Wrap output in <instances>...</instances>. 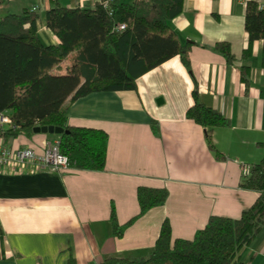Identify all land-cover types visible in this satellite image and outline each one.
I'll return each mask as SVG.
<instances>
[{"label": "crops", "instance_id": "0c3cea01", "mask_svg": "<svg viewBox=\"0 0 264 264\" xmlns=\"http://www.w3.org/2000/svg\"><path fill=\"white\" fill-rule=\"evenodd\" d=\"M36 1L22 9L35 7L39 41L54 44L58 38L44 23L45 9L98 0ZM244 6L245 0H182L169 23L188 68L175 54L138 75L135 89L93 90L70 102L66 97L68 124L106 132L103 169L0 164V264H69L70 257L72 264H98L107 255L145 252L163 219L172 236L187 238L208 215L237 217L253 202L257 192L239 185L240 163L264 152V41L252 40L242 56L248 46ZM217 41L228 43L230 62L213 48ZM242 65L248 66L247 84L240 79ZM194 83L197 99L227 119L212 129L224 158L213 155L202 126L185 116ZM2 139L41 150L57 136L32 131ZM137 185L163 186L166 198L138 213ZM111 207L119 224L131 218L120 236L110 233ZM235 257L264 264V224Z\"/></svg>", "mask_w": 264, "mask_h": 264}, {"label": "trees", "instance_id": "16d2710c", "mask_svg": "<svg viewBox=\"0 0 264 264\" xmlns=\"http://www.w3.org/2000/svg\"><path fill=\"white\" fill-rule=\"evenodd\" d=\"M6 0H0V4ZM98 0L92 5L54 4L44 11V23L58 38L42 44L36 35L35 9L0 15V110L14 124L2 132L30 135L35 125L63 127L56 133L59 151L68 167L101 170L106 156V132L97 127L67 123L64 103L93 90L135 89V78L163 60L178 54L188 68V59L169 20L181 9L182 0ZM123 23V27L116 25ZM243 26L249 52L252 40L264 41V4L245 0ZM213 48L227 62L233 58L229 45L217 41ZM240 79L248 83V66L240 67ZM185 116L203 128L206 145L216 158L224 155L212 141V129L227 124L217 109L197 99L196 85ZM239 185L257 192L251 204L237 217L208 215L191 237L171 235L167 219L160 223L153 244L134 255H107L98 264H244L236 252L248 244L264 224V152L240 174ZM163 186L137 185L138 213L162 202ZM110 208V233L120 236L124 224ZM73 260L69 258V264Z\"/></svg>", "mask_w": 264, "mask_h": 264}, {"label": "built area", "instance_id": "2783aa9c", "mask_svg": "<svg viewBox=\"0 0 264 264\" xmlns=\"http://www.w3.org/2000/svg\"><path fill=\"white\" fill-rule=\"evenodd\" d=\"M108 0H104L106 3ZM260 5L261 2L256 0ZM35 9V7H31ZM123 27V23L116 25L117 29ZM14 127L11 117L3 110H0V164L14 169L23 164L33 167H46L51 171H62L68 167L67 156L59 151L57 139L48 142L41 150L33 146L11 147L6 145L2 139V132L6 128ZM249 169L248 163H240V174H246Z\"/></svg>", "mask_w": 264, "mask_h": 264}, {"label": "rangeland", "instance_id": "374dc122", "mask_svg": "<svg viewBox=\"0 0 264 264\" xmlns=\"http://www.w3.org/2000/svg\"><path fill=\"white\" fill-rule=\"evenodd\" d=\"M30 0H6L0 4V15L6 12H20L22 7L29 6ZM32 2V1H31ZM38 5H42L40 1H36ZM49 137L56 136V133H48Z\"/></svg>", "mask_w": 264, "mask_h": 264}, {"label": "water", "instance_id": "95a60500", "mask_svg": "<svg viewBox=\"0 0 264 264\" xmlns=\"http://www.w3.org/2000/svg\"><path fill=\"white\" fill-rule=\"evenodd\" d=\"M63 127L48 124V125H35L32 127L33 132H43V133H60Z\"/></svg>", "mask_w": 264, "mask_h": 264}]
</instances>
